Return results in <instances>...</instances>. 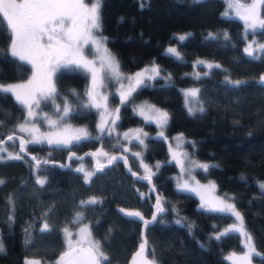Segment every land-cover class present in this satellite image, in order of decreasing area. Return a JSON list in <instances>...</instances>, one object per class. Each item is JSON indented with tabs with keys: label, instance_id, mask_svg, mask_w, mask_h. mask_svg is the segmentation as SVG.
Returning a JSON list of instances; mask_svg holds the SVG:
<instances>
[{
	"label": "trees",
	"instance_id": "1",
	"mask_svg": "<svg viewBox=\"0 0 264 264\" xmlns=\"http://www.w3.org/2000/svg\"><path fill=\"white\" fill-rule=\"evenodd\" d=\"M224 7V0H102L100 32L123 71L156 61L159 75L142 84L134 97H147L166 110V137L182 132L193 139V156L209 166L207 171L197 170V176L213 178L216 194L232 195L251 242L242 232L216 239L239 221L227 212L202 207L195 194L174 187L177 164L168 158L164 137H146L142 157L153 167L151 180L130 175L125 164L140 174L136 158L108 130L101 133L95 108L84 107L88 104L86 72L61 67L53 76L55 98H67L72 111L64 120L81 125L88 137L68 146L26 143L22 159H0V264H25L28 258L54 263L65 251L63 226L74 227L78 213L90 222L91 233L110 264L127 262L140 244L142 222L153 215L156 220L144 225V233L154 264H243L249 244L260 254H252L251 264H264V188L258 185L264 181V51L252 56L245 53L243 22L224 15ZM182 32L183 41L178 36ZM254 32L264 38V29ZM11 37L7 20L0 14V82L24 79L31 71L28 62L11 55ZM168 43L176 44L179 58L163 51ZM209 64L214 66L209 68ZM229 81L241 84L233 86ZM185 87L199 90L194 96L196 106L188 105ZM110 98L118 101L115 92ZM51 104L52 100H43L47 109ZM24 116L22 103L11 93H0V137L8 141L12 135L10 146L18 151L25 136L17 124ZM138 124L151 133L156 130L153 122L133 111L130 102H122L115 127ZM97 148L118 159L111 165L98 162ZM69 150L83 154L85 162L93 160L95 175L90 182L76 171L81 158L69 155ZM28 153L46 162L37 167ZM157 160L162 161L156 165ZM100 164L105 167L97 172ZM37 175L43 176L44 185L36 182ZM90 197L102 202L81 206ZM158 198L163 208L159 213ZM128 212H139L143 220ZM177 219L182 223L177 224ZM45 222L49 230L41 231Z\"/></svg>",
	"mask_w": 264,
	"mask_h": 264
},
{
	"label": "snow or ice",
	"instance_id": "2",
	"mask_svg": "<svg viewBox=\"0 0 264 264\" xmlns=\"http://www.w3.org/2000/svg\"><path fill=\"white\" fill-rule=\"evenodd\" d=\"M194 2L199 3L201 0H194ZM143 7V4L141 5ZM101 7L102 0H92L90 4H86L85 0H23V2L18 3L17 0H0V14L7 20V25L11 29L14 38L11 40L10 51L11 55L18 57L21 61L27 60L32 63L37 69V74L33 76L32 80L28 84H15V85H4L0 84V93L8 94L13 93L16 99L21 101V103L27 105L29 109V116L33 115L32 107L35 105L39 107V100L36 99V94L40 93L44 99H50L55 102V97L57 95L55 84L52 81V74L59 67H70L75 66L76 68L87 69L91 73L92 78V88L95 89L97 86H102L103 77L98 71H96L92 66L95 64L94 60H89L85 55V47L88 44H93L96 46V51L99 52L100 45L103 42L97 40L94 35V30H99L101 27ZM230 7L236 9L237 15L245 22L248 29L255 31L257 28L264 29V18H261L258 12V7H264V0H251L248 4L239 3V0H235L234 4H230ZM227 15V13H225ZM225 34V39H227ZM181 41L186 39V36H180ZM261 51H264V44L258 45ZM105 51V56L102 58L101 70L105 71L107 74H111L116 78H119V63L116 61L115 57L112 56L107 49ZM168 53L176 55L179 58V53L175 48H169ZM245 53L249 56L253 55L254 49L253 45L249 44L245 49ZM202 63V62H201ZM214 65L209 64L208 67L212 68ZM219 67V65H215ZM145 71H148L145 69ZM155 75H159V69L153 67L151 69ZM144 75L143 72L136 73L135 81L136 85L142 84L144 81L141 77ZM150 79H154L155 76H150ZM233 86H239L240 81H229ZM134 89L130 86V91ZM199 90H190L187 95L197 96ZM79 95V94H77ZM89 97V103L84 105V107H96L100 108L101 105L96 102L95 96L92 91H87L85 93ZM125 94L121 93L123 97ZM67 98H65L66 100ZM107 98L105 97V100ZM56 110L61 111L60 107L57 105ZM72 109L65 104L63 109V119L64 116H68ZM157 111L156 121L163 127L167 123L168 114L160 110ZM192 109L189 108V112ZM199 111H203L200 108ZM118 112V110H117ZM142 112V109H141ZM118 118V116H117ZM29 121L19 124L17 127L21 133L28 132L31 135L32 143H48L56 145H68L71 144L73 140L79 141L82 138H87L88 134L83 133L81 135H76L71 139L61 138L59 134L54 138L51 135H35L38 129L27 127L26 125ZM54 124L56 122H53ZM114 123V121H113ZM83 131V130H82ZM100 131L104 133V124L100 125ZM108 134H111L109 130ZM163 137V132L160 133ZM125 137L127 134L125 133ZM13 136L9 135L7 137L8 141L13 140ZM29 141H25L23 138L20 139V152L25 151V145ZM0 143H4L0 141ZM140 144H143V140H140ZM7 151L4 148H0V152ZM107 156V153H104ZM135 155L139 156V153ZM9 159H22V156L17 153L13 155L8 153ZM35 159V158H33ZM118 157L111 156L108 158V164L111 165L113 161L117 160ZM37 167H39V162H37ZM104 165L100 164L96 169L97 172L104 169ZM147 169V165L144 166ZM200 168L207 171L208 165L200 164ZM77 172H84V181L86 183L91 181L95 172H85L83 167L76 169ZM150 171V170H149ZM135 175V173H133ZM144 179H149V177H144ZM40 185H44L46 181L41 178H37L36 181ZM186 187V185H185ZM215 187V185H213ZM264 188V185H261ZM195 191V189H192ZM96 197H92L88 201H81V206H91L101 203ZM220 207H213L211 211L217 212H227L234 216L239 225L233 223L230 227L226 228L224 232L219 233L216 239H220L222 236L228 235L232 232H242L248 240H251L250 234H248L243 228V217L240 212L236 210L235 204L227 203L223 200L220 202ZM203 207V205H201ZM157 213L162 212L163 208L160 206V200L157 199L156 203ZM123 212L124 210L121 209ZM128 216L139 217L143 220V217L139 212H128ZM83 216L77 214L73 218V223L75 224L77 220H82ZM156 220V215L152 216V221ZM145 225L147 226L150 221L145 220ZM177 224H181L180 219L176 220ZM191 228V225H185ZM49 230V225L47 222L43 224L41 231ZM65 233H68V229H63ZM88 233L90 235V229L88 226L79 229L81 241L85 239L84 234ZM70 237V233H68ZM30 243V241H28ZM79 244L80 241H77ZM89 247L79 248L77 251L72 247L71 241L68 243V251L64 252L63 255L55 262V264H104L108 262L110 264L109 258L101 250V245L99 241L89 240ZM147 240L140 244L139 250L135 253L133 257L132 264H154V261H150L145 256ZM0 251H3V245L0 244ZM75 253V254H74ZM154 254V250H153ZM252 254L260 255L255 251V247L252 244L248 245V253L242 257L243 264H251ZM234 255V254H233ZM140 259L137 260L136 258ZM231 257H229L230 259ZM26 264H41L39 260H27Z\"/></svg>",
	"mask_w": 264,
	"mask_h": 264
},
{
	"label": "rangeland",
	"instance_id": "3",
	"mask_svg": "<svg viewBox=\"0 0 264 264\" xmlns=\"http://www.w3.org/2000/svg\"><path fill=\"white\" fill-rule=\"evenodd\" d=\"M224 1H225V7L223 10V14L225 15V13H227V15L236 16L240 18L236 13V9L234 7H230V4H234L235 0H224ZM17 2L21 3L23 2V0H17ZM91 2L92 0H85L86 4H90ZM250 2L251 0H239V3H242V4H248ZM258 12L260 13L261 18H264L262 14V7H258ZM241 21L243 22L244 37H245L244 49L249 44H252L253 49H254L253 55H257L260 52L258 45L264 44V38L257 37L256 33L253 30L247 28L245 22L242 19ZM184 34H185L184 32L178 33V36H183ZM94 35L97 40H101L103 38V42L100 45V50L99 52H97L95 45L88 44L85 47V55L87 56L89 60L95 61V64L92 67L96 71H98L100 75L103 77L102 86H97L95 89H93L91 73L87 69H84V68H79V69L86 72L87 77H88L86 92L92 91L93 95L95 96L96 102L101 105L100 108L93 107L98 111V126L100 127V125L103 123L104 129L108 131L111 130V133L113 134V136L117 138L115 142L116 143L118 142L121 148H123L126 151V153L136 158V162L140 168V174H144L147 176H149L152 173L153 167L151 166V164L147 163L145 159L142 157L143 150L146 144V137L149 135L161 136L160 133L163 132V137L166 139L167 147L169 151L168 158L174 160L175 163L177 164V172L174 175V187L177 189L186 190V191H189L195 194L199 199L200 205L208 206L210 208L222 206L219 203L221 200L227 203H233L232 195L230 193H220V194L215 193V187H213V185H216V184L213 178L209 177V178L202 179L197 176V173H196L197 170L201 169L199 165L204 164V163L196 160L192 154V151L194 149V144H195L193 139H191L190 137H187L182 132H176V133H173L170 137L168 136L166 137L164 133L166 124L163 127H161V125L156 121V116H157L156 110H160L162 112H166V110L163 107L151 102L147 97H134V92L142 84H144L147 81L149 83L151 82L152 79L149 78L150 76H157L155 75V73L151 71V69L154 66L158 68L156 61L152 60V62H149L135 70L128 71V72L123 71L119 67L120 76L119 78H116L115 76L111 74H107L105 71L101 70L102 58L105 56L104 50L107 49L108 52L112 56H114V54L111 52V50L107 46L106 41H105V36L100 32V29L94 30ZM13 38H14V35L12 33L11 40ZM10 44H11V41H10ZM169 48H175L177 50L175 43H168L165 45L163 51L168 53L167 50ZM9 51H10V45H9ZM177 52L179 53L178 50ZM195 59L197 60L201 58L196 57ZM25 61L28 62L27 60ZM28 63L31 66V71H30V74L26 78L19 79V80H13V81L0 82V84H4V85L28 84V82L32 80L33 76L37 74L36 67H34V65L30 62ZM70 67H75V66H70ZM59 68H57V70ZM145 69H147L148 71H145ZM141 72L144 73V75L141 77V79L144 82L140 85H136V81H135L136 73H141ZM54 73L52 74L53 83H54V80H53ZM130 86L131 88L134 89L133 91H130ZM194 89H195L194 87L184 88V94H185L186 99L188 100L187 103L190 107L196 106V103L194 100V96L187 95V93L190 90H194ZM112 92H115L117 94L118 96L117 102L111 101L110 95ZM121 93H124L125 95L122 97ZM11 94L16 99L15 94L13 93ZM105 97L107 98L106 100H105ZM36 99L39 100V107H36L35 105H33L32 107L33 115L31 117L29 116V109L27 105L22 103L25 108V116L21 121L18 122L17 126L21 123H24L25 121H29V123L26 125L27 127L32 128L34 126L35 129H38V132H36L35 135H40V136L51 135L54 138L57 136V134H59L61 138L71 139L72 137H75L76 135H80L84 132L82 131L83 128L81 127V125L68 123L67 121L64 120L65 116L63 117V119H61V117L63 116V109L65 107V104L69 106V102L67 100L64 99L63 101H61L55 98V102L53 103L52 101L51 108L47 109L43 105V100H46V99H44L40 93L36 94ZM19 102L21 103V101ZM87 102L89 103L88 96H87ZM122 102H128V103L130 102V105L133 111H135L139 116H141L144 121L153 122L156 126V130L153 133H151L148 131V129L144 128L140 124L126 127L124 129H117L113 121H114L115 115L118 113L117 110L119 109V105ZM57 105L61 109V111L59 112L56 110ZM141 109H142V112H141ZM53 122H56V123L54 124ZM125 133L127 134V137H125ZM21 134L25 136L26 141H29L28 143H32L30 142L31 135L28 132H24ZM140 140H143V144H140ZM0 141L4 142V143H0V148H4L7 150V151L0 152V159L8 158V153H12L13 155L17 153L20 154V150L19 151L15 150L10 146V144H12V140H11V143H9L8 141H5V139H1L0 137ZM189 144L191 146H189ZM68 145H59V146H68ZM104 153H107V152L103 148L96 149L95 156L97 157L98 162L102 163V162L108 161L109 152L107 153V156H105ZM136 153H139V156L135 155ZM161 161L162 160H157L155 164L158 165ZM145 165H147V169L144 167ZM75 166L76 168L83 167L85 172H92L95 169V164L93 160L92 162L88 163V162H85V160H83L82 157L81 159H78ZM82 174L84 177V172H82ZM37 178L43 179V176L37 175ZM258 185L261 187V185H264V181L259 180ZM192 189H195V191H193ZM91 198L92 197H90L89 199ZM85 226H88V228L90 229V222L85 219L79 220L74 227H71L68 225L63 226V229L67 228L68 233L71 234L69 237L68 233H65L62 229L63 237L65 241V251L64 252L69 250L68 249L69 240L71 241L73 248L79 245H84L86 247H89V243H88L89 240L98 241L97 239L93 237L91 233V229H90V235H88V233L86 232L84 234L85 239L81 241L79 229ZM77 241H80V243L78 244ZM27 260H39L41 264H55L56 262L54 261V263H51L49 261H42L40 259H29L28 258V259H25V264Z\"/></svg>",
	"mask_w": 264,
	"mask_h": 264
},
{
	"label": "water",
	"instance_id": "4",
	"mask_svg": "<svg viewBox=\"0 0 264 264\" xmlns=\"http://www.w3.org/2000/svg\"><path fill=\"white\" fill-rule=\"evenodd\" d=\"M3 139H6V137L3 138ZM69 154L72 155V154H73V151H69ZM28 155H29L30 158H32V159L34 158L32 153H28ZM78 157H80V158L83 157V154L78 155ZM33 160H34V162H35L36 164H37V162H46V160H41V159H33ZM49 162H52V161H49ZM55 163H58V161H55ZM67 163H68V157H67V160L65 161V163L63 164V167H65V166L67 165ZM125 169H126V170L129 172V174L132 175L134 178H137V179H140V180H145L144 177H149V176L144 175V174H139V172H138L137 170L129 169V168L127 167L126 164H125ZM133 173H135V175H134ZM147 180L150 181V180H151L150 177H149V179H147ZM146 220L151 222L152 218H147ZM144 225H145V223L142 222V224H141V231H140V237H141L140 244L143 243L145 240H147V238H146V236H145V233H144ZM250 242H251V240H249V243H250ZM140 244H139V246H140ZM139 246H138V247H137V248L131 253L129 259L127 260V262H126L125 264H132L133 257L135 256V253L139 250ZM79 248H87V247L84 246V245H79V246H76L74 249H76V250L78 251ZM74 254H75V253H74ZM61 255H63V254L61 253L59 256H57V258L55 259V261H57ZM145 256L147 257L148 260L152 261V260L149 258V256H148V241H147V245H146ZM136 259L139 260L140 258L137 257Z\"/></svg>",
	"mask_w": 264,
	"mask_h": 264
},
{
	"label": "flooded vegetation",
	"instance_id": "5",
	"mask_svg": "<svg viewBox=\"0 0 264 264\" xmlns=\"http://www.w3.org/2000/svg\"><path fill=\"white\" fill-rule=\"evenodd\" d=\"M69 151H73V150H69ZM73 153H74V151H73ZM69 155H71V154H69ZM72 155H74V156H78V155H76V154H72ZM72 155H71V156H72Z\"/></svg>",
	"mask_w": 264,
	"mask_h": 264
}]
</instances>
